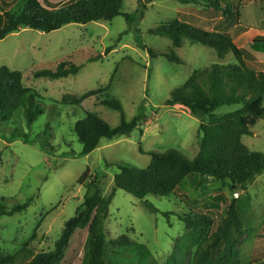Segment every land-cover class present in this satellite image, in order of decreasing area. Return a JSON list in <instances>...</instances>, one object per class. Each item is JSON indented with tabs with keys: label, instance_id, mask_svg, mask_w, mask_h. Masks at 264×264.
<instances>
[{
	"label": "rangeland",
	"instance_id": "374dc122",
	"mask_svg": "<svg viewBox=\"0 0 264 264\" xmlns=\"http://www.w3.org/2000/svg\"><path fill=\"white\" fill-rule=\"evenodd\" d=\"M9 1L13 5L19 0ZM40 1L63 6L70 0ZM198 1L200 4L196 5L175 0H125L122 12L134 15L132 22L118 16L112 21L86 25L72 23L51 33L24 28L0 40V67L8 66L25 75L40 66H53L81 50L103 54L113 47L99 61L77 60L82 66L77 75L59 80H25L27 87L38 92L43 110L32 126L27 124L24 109L12 119H0V205L4 200L11 210L15 205L28 204L27 209L13 216L0 217L1 255L17 254L27 244L35 254L53 251L66 222L83 205L92 180L98 179L104 195L111 193L118 164L147 169L151 162L149 152L177 150L190 160L197 156L201 120L186 109L169 104L171 93L186 84L197 70L214 64H235L234 56L229 53L220 59L214 49L187 39L180 48H174L169 38L151 32L173 20L208 32L229 34L235 41L242 35L238 27L264 30V0H231L233 13L238 8L239 14L229 18L207 9L208 0ZM151 51L157 57L151 56ZM171 51L182 63L164 56ZM251 66L264 72V62L260 60ZM101 88L109 89L81 107L60 103L65 95L82 96ZM106 95L123 104L128 120L144 114L148 122L130 136L102 139L95 151L83 155L75 125L86 117V112L97 114L112 128L120 125V113L101 104ZM241 107L226 105L215 113L225 115ZM252 133L243 137V143L251 151L264 153V120L252 127ZM88 171L90 177L81 184L80 179ZM200 180V176H188L176 195L170 197L148 196L142 200L117 190L105 225L110 234L105 248L106 264H165L175 240L187 233L179 216L190 211L210 214L209 205H215V199L224 208L235 200L240 205L250 231L240 244V264H264L259 255L264 254V174L257 176L246 190H232L229 184L209 176L198 186ZM123 236L131 245L117 247L110 243ZM76 238L77 245L82 241L81 247L89 242L81 232ZM254 254L260 262L252 260ZM73 257L69 255L70 259ZM185 263L191 264L190 256Z\"/></svg>",
	"mask_w": 264,
	"mask_h": 264
},
{
	"label": "trees",
	"instance_id": "16d2710c",
	"mask_svg": "<svg viewBox=\"0 0 264 264\" xmlns=\"http://www.w3.org/2000/svg\"><path fill=\"white\" fill-rule=\"evenodd\" d=\"M175 1L200 4L198 0ZM124 3L125 0H70L58 6L50 1L19 0L12 5L9 0H0V40L24 28L51 33L72 23L86 25L112 21L118 16L132 22L134 15L122 12ZM231 4V0H208L206 8L221 13L225 18L238 17V8L233 13ZM238 29L242 34L239 41L229 34L208 32L180 20L163 24L151 32L169 38L174 48H180L187 39L214 49L220 59L229 53L235 59V64H214L195 71L186 84L171 93L169 104L184 108L201 120L202 137L198 154L193 160L177 150H169L149 152L151 162L147 169L118 164L119 172L114 177L111 193L104 195L97 185L98 179L94 178L88 185L83 205L77 209L75 217L66 222L53 251L35 254L27 244L17 254H0V264H106L105 248L110 234L105 225L117 190L142 200L148 196L170 197L176 195L188 176H200L198 186H202L204 178L209 176L229 184L232 190H246L257 176L264 174V153L251 151L243 143L244 136L253 134L252 127L259 120H264V72L251 66L257 60L264 62V50L256 49L264 48V30ZM112 50L113 47H109L103 54L81 50L53 66L34 68L27 75L8 66L0 67V119H12L24 109L27 124L32 126L43 110L38 102V92L27 87L25 80H59L77 75L82 67L77 60L99 61ZM151 56L157 57V53L151 51ZM164 56L172 62L182 63L174 51ZM108 89L101 88L82 96L65 95L60 103L81 107L84 102L105 94ZM106 96L101 104L120 113V125L112 128L97 114L86 112V117L75 125L83 155L95 151L102 139L130 136L137 127L148 122L144 114L128 120L123 104ZM226 105L242 107L225 115L215 113ZM140 152L145 153L142 148ZM89 177L88 171L80 183L84 184ZM4 202L2 200L0 205V217L13 216L28 207V204H18L8 210ZM209 206L212 208L210 214L190 211L188 215L179 216L187 233L175 240L173 252L165 264H186L187 256L191 257V264H240V244L250 236V231L242 218L238 201L224 208L222 202L215 199V205ZM79 232L89 240L84 247H81L82 241L76 244ZM110 243L117 247L131 245L124 236ZM80 251L83 253L79 257ZM69 255L74 257L70 259ZM259 255L264 258V254ZM258 259L257 254L252 256L254 262H260ZM152 264L159 263L154 261Z\"/></svg>",
	"mask_w": 264,
	"mask_h": 264
}]
</instances>
